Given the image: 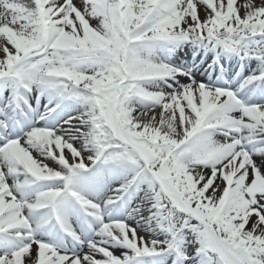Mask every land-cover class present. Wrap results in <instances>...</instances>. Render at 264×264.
<instances>
[{"label":"snow or ice","instance_id":"obj_1","mask_svg":"<svg viewBox=\"0 0 264 264\" xmlns=\"http://www.w3.org/2000/svg\"><path fill=\"white\" fill-rule=\"evenodd\" d=\"M0 264H264V0H0Z\"/></svg>","mask_w":264,"mask_h":264}]
</instances>
